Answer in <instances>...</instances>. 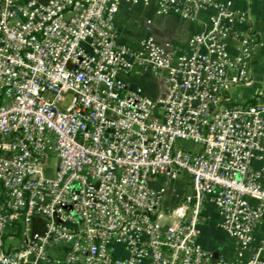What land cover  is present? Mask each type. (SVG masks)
<instances>
[{
  "label": "built area",
  "instance_id": "1",
  "mask_svg": "<svg viewBox=\"0 0 264 264\" xmlns=\"http://www.w3.org/2000/svg\"><path fill=\"white\" fill-rule=\"evenodd\" d=\"M120 2L0 0V264L49 261L59 245L56 264H264V100L232 98L254 82L249 14L233 0H126L196 25L185 47L126 45ZM180 174L188 190L164 207L152 184ZM209 203L235 260L199 241Z\"/></svg>",
  "mask_w": 264,
  "mask_h": 264
},
{
  "label": "crops",
  "instance_id": "2",
  "mask_svg": "<svg viewBox=\"0 0 264 264\" xmlns=\"http://www.w3.org/2000/svg\"><path fill=\"white\" fill-rule=\"evenodd\" d=\"M234 8L249 14L251 18V30L260 41L255 49L251 71L254 82L250 86H237L232 90V98L237 94L241 101L250 100L255 96H264V0H233ZM202 18L206 14L202 13ZM115 24L118 32L119 42L126 45H133L140 39L151 37L158 43H171L178 47H185L190 37L196 31V25L189 21L179 19L174 15L157 16L155 6L150 4L145 6L142 2L130 4L126 0H121L119 9L115 17ZM246 29V26H241ZM131 86L142 87L144 92L155 95L161 91V82L143 75L142 73H133L129 78ZM238 88H243L244 92H237ZM234 100V98H233ZM236 101V100H235ZM264 145V140H263ZM264 165V160L255 166ZM152 187L157 190L164 188L163 206L172 207L180 202L183 194L188 190V183L184 175L180 174L172 183L166 184L162 180L156 181ZM219 214L212 203H209L204 211L205 224L202 228L199 241L204 247L212 253L215 258H224L228 260L236 259V247L234 241L218 227ZM42 217L35 220V228L42 229ZM264 232V220L257 230L256 236L259 238ZM18 234L15 231L10 232L3 238V246L11 249L17 244ZM66 246L59 245L50 251L49 261L33 262L28 261L25 264H56L55 261L61 259ZM123 255V251L118 249ZM249 257L245 253L244 262ZM145 264H148L147 262Z\"/></svg>",
  "mask_w": 264,
  "mask_h": 264
},
{
  "label": "rangeland",
  "instance_id": "3",
  "mask_svg": "<svg viewBox=\"0 0 264 264\" xmlns=\"http://www.w3.org/2000/svg\"><path fill=\"white\" fill-rule=\"evenodd\" d=\"M244 92V89L243 88H238L237 92ZM234 100L236 101H241L242 98H238L237 94L234 95Z\"/></svg>",
  "mask_w": 264,
  "mask_h": 264
},
{
  "label": "trees",
  "instance_id": "4",
  "mask_svg": "<svg viewBox=\"0 0 264 264\" xmlns=\"http://www.w3.org/2000/svg\"><path fill=\"white\" fill-rule=\"evenodd\" d=\"M262 100H264V96H262ZM254 101V98L248 100V102H253Z\"/></svg>",
  "mask_w": 264,
  "mask_h": 264
}]
</instances>
